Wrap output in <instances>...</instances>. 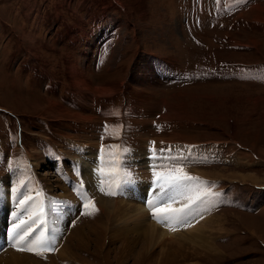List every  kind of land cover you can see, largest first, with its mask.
Wrapping results in <instances>:
<instances>
[{"label":"rangeland","instance_id":"374dc122","mask_svg":"<svg viewBox=\"0 0 264 264\" xmlns=\"http://www.w3.org/2000/svg\"><path fill=\"white\" fill-rule=\"evenodd\" d=\"M187 3L192 9L185 11ZM160 59L172 65L170 77L183 72L176 81H159ZM248 68L264 72V0H0L1 182L50 195L68 190L60 165L69 170L78 155L67 142L81 141L91 165L104 119L122 122L118 131L126 128L136 148L123 161L137 163L144 177L167 157L149 159V140L180 153L188 151L176 142L217 144L223 150L215 160L187 165L189 175L222 195L221 206L199 210L216 221L209 233L216 232L217 250L197 243V254L190 246L188 259L180 253L164 264H264V78H249ZM113 107H131L133 115L126 109L110 119ZM140 188L145 193L147 182ZM96 209L68 219L67 258L32 259L158 264L139 258L136 248L122 256L124 240L113 238L120 222Z\"/></svg>","mask_w":264,"mask_h":264},{"label":"bare ground","instance_id":"6f19581e","mask_svg":"<svg viewBox=\"0 0 264 264\" xmlns=\"http://www.w3.org/2000/svg\"><path fill=\"white\" fill-rule=\"evenodd\" d=\"M160 141L162 142V139H160ZM160 159L161 158L155 160L153 164H158ZM80 161L82 163L81 170L84 176H91L92 174L90 173H92V164H89L90 159L82 158ZM108 162L114 166L112 161ZM62 191L64 194L68 192L65 188H63ZM170 194L172 193H168V195ZM147 196L148 190L144 193L143 189H141L137 194L133 195L134 201H127L128 199L126 198H116L113 201H110L108 198L102 196H99L98 198V208L105 212V214L113 220L120 222L119 228L117 227L119 234L115 232L113 238H122L124 240V242H122V248L120 249V247H117L121 251L122 256L131 253L136 248V255L143 260L146 258L145 262H152V259L156 258L155 260L158 264H164L170 263L176 258V255L180 253L188 259L189 256L192 255V252L186 251V249L190 248V246L194 250V255L197 254V243L201 247L206 246L207 250L211 252H213V250H217L215 243H213L216 232L211 231V233H209V230L211 229L210 225L216 223L214 217L210 216L207 218L206 212H196L199 207H190L187 211L181 214L182 222L177 223L172 221L162 223L154 217L153 208L150 207V203L155 207H166L168 204H171L173 208H180L183 204L187 203V201L185 199H178L179 197L176 200L164 199L163 201L165 204L162 205V203L159 202L161 200L162 193H159L158 189L155 190L153 197L151 196V198H148ZM3 206L5 208L8 206V209H10L9 193L6 195V202H3ZM55 207L56 205L52 206L53 209ZM2 210H0V234L3 231L5 223V216L1 213ZM55 216L56 215L53 214V217ZM202 219L204 220L199 222ZM91 230H93V228ZM123 233H125L126 236L118 237V235H123ZM81 242L82 244L84 243L82 238L78 241V243ZM123 249L126 250L123 251ZM57 256L67 258L68 247L62 245L57 252ZM1 257L2 259H0V261H4V264H40L32 259V255L15 252L10 249L2 253L0 255V258Z\"/></svg>","mask_w":264,"mask_h":264},{"label":"snow or ice","instance_id":"6c2138e0","mask_svg":"<svg viewBox=\"0 0 264 264\" xmlns=\"http://www.w3.org/2000/svg\"><path fill=\"white\" fill-rule=\"evenodd\" d=\"M155 175L157 177V187L162 193L161 200L159 201L160 203H162L164 199H174L177 195L184 196L187 200V203L183 204L180 208H173L171 204H168L166 207H155L150 203V207L153 208L154 217L162 223L172 221L177 223L182 222L181 214L183 212L210 195V193L202 191L198 185L193 184L192 182L198 181L199 178L189 175L182 167L156 172ZM168 193H172L173 195L169 196ZM31 199L30 196L25 197L18 201V204L23 208ZM83 207L85 209H92V211L87 214H93L97 210L94 202L91 200L84 203ZM17 215H19V213ZM38 218L37 215L30 217L33 223H35ZM22 227L23 222L21 224L14 222L11 226L13 246H18V251H29L41 254L43 251H50L54 248L53 242L43 238V234L41 238H34L32 236L34 230L31 229L30 226L21 232L20 230Z\"/></svg>","mask_w":264,"mask_h":264},{"label":"crops","instance_id":"0c3cea01","mask_svg":"<svg viewBox=\"0 0 264 264\" xmlns=\"http://www.w3.org/2000/svg\"><path fill=\"white\" fill-rule=\"evenodd\" d=\"M203 142H196V143H190V144H202ZM189 144V143H188ZM223 144V143H222ZM241 146V145H240ZM211 147H214L215 149H218V150H223V148L219 145H217V144H215V145H211V146H209V147H205L204 146V148H211ZM223 147H225V145L223 144ZM242 147V146H241ZM256 161H261V159H259L258 157L257 158H254Z\"/></svg>","mask_w":264,"mask_h":264}]
</instances>
